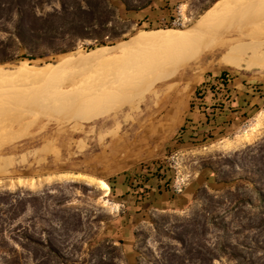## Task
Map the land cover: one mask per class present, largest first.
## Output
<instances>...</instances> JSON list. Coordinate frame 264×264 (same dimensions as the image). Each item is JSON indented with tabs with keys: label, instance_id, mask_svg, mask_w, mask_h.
<instances>
[{
	"label": "rangeland",
	"instance_id": "obj_1",
	"mask_svg": "<svg viewBox=\"0 0 264 264\" xmlns=\"http://www.w3.org/2000/svg\"><path fill=\"white\" fill-rule=\"evenodd\" d=\"M109 1L112 4L126 1L128 7H132L147 0ZM21 2L27 10L36 9L37 14L59 8L58 0ZM215 2H174L172 16L179 11L186 18L185 23L179 27L139 26L117 19L107 26L112 25L114 31L121 34V38L105 46L122 43L138 30H187ZM254 9L250 17L243 18L252 19L251 25L256 26L257 22L254 21L264 17V4ZM237 21L232 20L235 24ZM259 30L257 32L260 33ZM263 32L260 35H264ZM6 35L5 32H0V38H5ZM94 48L97 47H94L93 41L85 39L77 41L73 49L63 53H47L40 58H23L11 63H0L4 69L10 70L23 62L35 67L45 66L47 63L56 65L50 75L43 76V79L36 78L33 82L24 80L26 83L20 80L17 83L12 82L11 85L5 83V86L4 83L0 84L3 85L0 87L1 125L12 124L14 119L11 115H14L15 120L24 115L21 120L25 121L17 119L14 124H9L10 130H3L2 134L0 132V193L20 192V195H25L28 192L27 195L31 199L30 205H27L24 213L15 218L13 224H33L32 229L41 230V244L51 241L57 247L63 256L60 264H98L102 258L110 264H154L162 257H172L173 253L183 254L184 257H194L198 252L205 254V257L220 255L221 248L225 247L226 251H229L236 243L247 245L254 236L264 242V222L258 227L248 229V225L258 223L259 218H264V213L256 214L259 208L254 207L257 200L254 183L264 194V99H258L254 104L256 107L248 108L247 116L240 124L223 136L197 139L191 149L185 150H178L173 143L180 133V128L186 123L189 124L187 120L193 118L192 112L212 111V100L207 98V101L202 103L194 98L195 89L203 81L217 87L215 77L224 71L229 74V88L242 91L245 85L264 84L263 69H238L220 65L216 59L218 60L223 51L219 49L200 55L188 63V66L173 69L168 68L169 61L164 59L144 70L141 68L143 62L141 63L135 55H127L128 58L121 53L117 54L121 55L120 59H125V62L126 59L130 62L131 58V62L126 63L129 68L130 64L136 65L139 61L138 71L135 67L136 73L131 71L133 74L129 73L131 76H128V72L121 73L125 67L128 71V67L123 61L118 63L117 55L118 58L111 55L120 65L114 67L120 71L115 75L119 74L123 85L117 80L119 78L116 77L115 80L112 77L109 81V84H113L109 85L110 90L105 84L101 86H104L103 91L106 89V97L100 95L103 92L93 97L109 98L112 104L93 108L72 117L71 120L66 119L69 117L67 111L75 110L73 107L77 109L81 103L66 101L64 97L85 87L92 90L96 83L97 86L101 85L100 75L105 76L110 66V70L112 69L114 59L109 61V56L106 61L111 64L107 66L105 60H101V64H104L102 69V65L100 67L94 59L88 60H92V64L90 61L57 65L59 57L69 53L77 56L78 52L84 53ZM39 49L42 52L44 48ZM134 60L137 62L134 63ZM156 69L159 71L156 72ZM115 75L113 71L112 76ZM94 79H99V82L92 87L90 83ZM128 79L131 80L127 81ZM101 80L104 81V77ZM114 82L121 86L118 85V89H115ZM111 87L115 96L111 95ZM59 97L63 98V102ZM61 102L64 104L59 105ZM65 103L71 110L64 107ZM216 103H225V100L219 97ZM18 121L19 124L27 123V133L21 132L24 129L17 125ZM17 127L20 128V137L19 129L14 135ZM11 131L18 138L10 136ZM13 137L14 140L11 141ZM4 140H8V143ZM176 150L180 153L181 172L186 177V184L195 173L204 169L209 171L212 185L204 183L198 186L191 203L184 209H150L144 212L142 218H135L134 207L142 196L131 204L122 201L116 196V178L125 173L136 175L142 169L154 167L152 165L155 163L167 167L172 178L166 157ZM4 162L6 165L10 163L9 166ZM169 183L171 189V181ZM107 184L112 187V194H108L110 189ZM228 187L235 192L234 196L225 193ZM260 207H264V204H260ZM221 262L228 260L213 259L212 263ZM195 263L196 259L189 260V264ZM41 264H59L54 263L42 245Z\"/></svg>",
	"mask_w": 264,
	"mask_h": 264
},
{
	"label": "trees",
	"instance_id": "obj_2",
	"mask_svg": "<svg viewBox=\"0 0 264 264\" xmlns=\"http://www.w3.org/2000/svg\"><path fill=\"white\" fill-rule=\"evenodd\" d=\"M21 1L0 0V32L7 34L5 38H0V63L40 58L47 53H63L73 49L77 41L85 39L93 41L94 47H99L121 38V34L114 31L112 25L107 26L119 19L115 15V6L109 0H58L59 8L40 14H37L36 9L27 10ZM126 6L128 7L127 4ZM40 46L44 48L42 52ZM226 75L229 74L223 71L215 77L217 87L203 81L195 89L194 98L202 103L207 98L213 101L212 111H203L204 119L201 122L187 120L189 124L180 128L173 143L193 145L200 138L205 140L217 135L223 136L240 124L247 116L248 108L256 107L254 104L257 100L264 99V84L245 85L242 91H234L229 88L230 79ZM219 97L225 103H216ZM152 166L154 167L140 170L137 177H154L162 181L164 189L170 190V171L160 163ZM255 184L257 200L254 207L259 208L256 214L261 215L264 213V207H260V204H264V194ZM109 189L108 194H112V187ZM225 190L229 196L235 195L230 187ZM19 193H0V264H41V245L54 263H62L63 256L51 241L41 244V230L32 229L33 224H13L15 218L24 213L31 203L28 192L25 195ZM263 222L264 218H259L258 223L248 225V229L258 227ZM192 258L196 259L195 264H213V259L222 258H226L228 262L221 264H264V242L254 236L247 245L239 242L229 251L225 247L221 248L220 255L205 257V254L198 252L194 257H184L183 254L173 253L172 257H162L154 264H189ZM108 262L102 258L98 264H110Z\"/></svg>",
	"mask_w": 264,
	"mask_h": 264
},
{
	"label": "bare ground",
	"instance_id": "obj_3",
	"mask_svg": "<svg viewBox=\"0 0 264 264\" xmlns=\"http://www.w3.org/2000/svg\"><path fill=\"white\" fill-rule=\"evenodd\" d=\"M262 4H264V0H217L209 9H207L200 16L198 21L191 28H189L187 30H181V31H179V29H178V31L177 30H166V31H164V30H154V29L138 30L128 40H126L122 43H119V44H116L113 46H99L97 48L91 49L90 51H87L84 53L78 52L77 56H73V54H70V53L67 55H63V56L59 57V64H57V65H63V64L65 65L66 63L75 64V62H82V63L88 62L89 63L90 61H92L94 59V60H96L98 65L100 64V67L102 65L101 62H103L101 60H105V62H106L105 66H107V65H109V63L111 64V62H108V60L106 61V59L111 55H115L116 58L119 57L118 63L121 64L123 61L120 59L121 55L120 56L117 55V54L121 53L122 56L128 55V56L132 57L133 55H135L136 57H138L140 62L141 63L143 62V65L141 66V68L144 70H148L151 66H153L157 62H160L164 59L169 61L167 64L168 68L173 69L176 67H182L184 65H187L188 63L195 60L196 58H198L202 54L210 53L215 49H219L220 51H223L222 54L219 56L218 60L216 59L217 63L220 65L234 67V68H238V69L239 68L243 69V68L255 67V68H261L264 71V35H260V33H262V31H264V30H262V31L259 30L260 28L262 29V27L264 28V17L262 16L263 18L257 19L256 21H254V23L257 22L256 26L251 25L252 22H250V21L252 19H250V20L247 19L248 17L251 16L250 13L253 12V9L254 8L256 9L257 6L262 5ZM259 9H257V10H259ZM253 14H255V13H253ZM262 14L263 13L261 12V15ZM243 16L247 17L246 18L247 20L246 19L244 20ZM241 17L243 18V20H241L242 19ZM234 19L238 20L236 22V24L232 22V20H234ZM258 23H259V25H258ZM222 28H224L223 31L222 30L219 31V29H222ZM258 30L261 32L260 33L257 32ZM257 34H259L260 37H258ZM263 34H264V32H263ZM115 57L113 58V56H111L112 59L111 58H110L111 60L109 59V61H112L114 59L113 64H112L113 65L112 69L110 70V68H111V66H110V68L108 69L109 71H108V73H106L105 76L100 75V77H101L100 82H102L101 85L99 84V86H97L96 82H99V81H97L99 79H96V80L94 79V81L90 83L91 86L96 83L94 88H92V90H91V88H90V90H88L89 89L88 86H90V85H88L87 86L88 88L85 87L83 90L81 89V91L78 89L79 93L77 90V93L74 92L72 95H68V96L64 97V99L66 101H74L76 103H81L80 104L81 106L79 105L80 107H78L77 109L75 107H73L72 109H75V110L67 111L69 117L66 119L70 118V120H71L72 117H74V116L76 117L77 115H79L83 112H87L89 110H92L93 108L106 107V106H109L112 104V101H111V99L109 100V98H99L100 96H98V98H94V97L96 95L102 93V92L103 93L100 95H105L104 91H106V89L103 91V87L105 86L106 88L109 89V85L112 84V83L109 84V81L112 79V77L115 78V80L117 78H119V74H118V76H116V75L120 71H118V69L116 70L117 67L114 68L116 65L117 66L119 65L115 61L116 60ZM89 59H92V60L88 61ZM129 60L131 62V58ZM114 61L116 63H114ZM135 61L136 60H134V63H135ZM107 62H108V64H107ZM127 62L130 63L127 59L125 62V59H124L123 63L125 64V66L128 67L129 64L126 65ZM92 63H93V61L91 62V64ZM137 63H139V61ZM137 63H136V65L130 64L131 68L128 67V69H129L128 71L126 70V67H125L123 70L126 72L121 71V73L125 74L128 72L127 74H129V73L133 74V73H131V71H135L134 68L136 67L135 69H137L139 67V66L137 67ZM124 64H123V67H124ZM214 64H215V61H214ZM78 65H80V64H78ZM78 65H75V66L77 67ZM83 65H81V67ZM139 65H140V63H139ZM55 66L56 65H53L51 63H47L45 66L35 67V66L30 65V64L26 65V63L23 62V64H21V65L17 64V66L14 69L10 70V69H4L0 65V84L4 83V86H5V83L6 84L9 83V85H11L12 82L17 83L20 80H21L20 82L23 81V83H26L27 80H29V81L31 80L33 82V79H36V78H38V80H40L43 76H46L47 74H49L50 71L55 68ZM103 66H104V64L102 65V69H103ZM210 66H211V64H210ZM121 67H120V69L122 70L123 67L122 68ZM115 70H116V73H115ZM113 71H114V75L116 74L115 76H112ZM136 71H138V69ZM136 71H135V73H136ZM157 71H159V70L156 69V72ZM90 72H91V70H90ZM93 72H95V71H93ZM103 74H104V71H103ZM130 74L128 76H131ZM153 74H154V72H153ZM79 76H77V77H79ZM133 76H135V75H133ZM103 77L105 79L104 81L101 80V79H103ZM137 77L139 78V75H137ZM140 78H141V75H140ZM106 79H107V81H106ZM123 79H125V78H123ZM24 80H26V81H24ZM117 80H119V82L121 83L122 78L121 79L119 78ZM129 80H131V79H128L127 81H129ZM29 81H27V82H29ZM84 81H86V80H84ZM105 81H106V83H103ZM80 83H81V81H80ZM114 83H115L114 86H116V87H114V86L113 87L116 89L118 87V85H120V84L116 85L117 82H114ZM122 83H121V85H123ZM103 84H105V85L103 87H101ZM106 84L108 87L106 86ZM1 86H3V85H1ZM68 86H70V85H68ZM124 86H125V84H124ZM13 87L14 86H12V88ZM27 87H29V85ZM27 87H25V88L27 89ZM71 88H69V90ZM4 89H5V87H4ZM111 89L113 90V91H111V93H112L111 95L115 96V93L113 95L114 89L112 87H111ZM72 90L70 91L71 93L73 92ZM4 91H6V90H4ZM75 91H76V89H75ZM121 91H122V89H121ZM67 92H69L68 89H67ZM64 95H65V93H64ZM108 95H110V94L108 93ZM105 97H106V95H105ZM62 99H61V101H62ZM62 102L59 105L64 104ZM127 102H128V100H127ZM129 103H130V101H129ZM65 105H64V107L68 110V108H69V107H67L68 105L66 103H65ZM64 107L62 106V108H64ZM16 108L20 109L18 107H16ZM65 108H64V110H65ZM7 109H9V107ZM24 109H26V108H24ZM69 109L71 110V108H69ZM11 112H13V111H11ZM20 113H19V115H21ZM14 114H16V113H14ZM35 114H36V112H35ZM65 114H66V112H65ZM26 115L27 114H25V116ZM8 116H9V114H8ZM11 116H12V119H14V120H12L13 121L12 124H14V122L17 121V119H19V117L17 116L18 118L15 120V118L13 117L14 115H11ZM23 117H24V115H22L21 118L23 119ZM21 118L19 120L22 122H25L24 120H21ZM74 120H75V118H74ZM9 121H10V119H9ZM20 121H18V124L16 122V124L19 125V127L22 126V129H24L23 131L21 130V132H26L25 130L27 129V127H26L27 123H26V125H25V123L19 124ZM29 121L30 120H28V124H29ZM31 121H32V119H31ZM26 122H27V120H26ZM3 123H4V121H3ZM31 123H33V121ZM1 124L2 123H0V132L3 130L4 131L10 130V127H11L10 125H12L10 123H9L10 125L9 124L1 125ZM22 124L25 125L26 128ZM19 127H17L15 129V131H14L15 134L11 131L10 136L13 134L16 135L17 129H19L18 130L19 137L22 136V135H20L21 132H20ZM7 133H9V132L7 131ZM1 134H2V132H1ZM14 137H13V139H11V141L14 140ZM0 138H1V136H0ZM4 138H2V139H4ZM15 138H18V136ZM6 139H7V137H6ZM8 139H10V137ZM5 140H4V142L6 143L8 140L7 141H5ZM0 141H1V139H0ZM1 145H3V144L1 143ZM2 160H3V158H2ZM4 164L6 165L5 162H4ZM9 164L6 166L8 167Z\"/></svg>",
	"mask_w": 264,
	"mask_h": 264
},
{
	"label": "crops",
	"instance_id": "obj_4",
	"mask_svg": "<svg viewBox=\"0 0 264 264\" xmlns=\"http://www.w3.org/2000/svg\"><path fill=\"white\" fill-rule=\"evenodd\" d=\"M180 0H148L143 5L127 7L122 1L113 2L115 6V15L119 19L129 22L132 25L149 26L158 25L162 18L173 15V4ZM211 104V103H210ZM192 122L203 121V113L199 111L192 112ZM178 150L191 149V144H175ZM136 176V177H135ZM133 173H125L115 180L116 196L122 201L134 203L138 197L142 199L136 202L135 218L143 217L146 210L160 209H184L191 203V199L198 186L208 183L211 184L210 173L201 169L195 173L191 180L185 185L182 193L176 194L170 190L164 189L161 180L152 177L149 179L138 178ZM138 185V186H137ZM119 188V192L117 189ZM139 210V211H138Z\"/></svg>",
	"mask_w": 264,
	"mask_h": 264
},
{
	"label": "built area",
	"instance_id": "obj_5",
	"mask_svg": "<svg viewBox=\"0 0 264 264\" xmlns=\"http://www.w3.org/2000/svg\"><path fill=\"white\" fill-rule=\"evenodd\" d=\"M185 17L178 11L175 16H170L167 18H162L158 25L159 26H172L179 27L185 23ZM228 77V75H226ZM179 151H173L166 157V162L169 168L172 171L171 179V191L180 194L183 192L186 185V177H184L181 172V161H180Z\"/></svg>",
	"mask_w": 264,
	"mask_h": 264
}]
</instances>
